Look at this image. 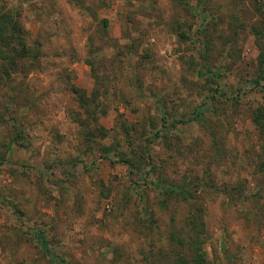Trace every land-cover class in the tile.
I'll return each mask as SVG.
<instances>
[{"label":"rangeland","instance_id":"rangeland-1","mask_svg":"<svg viewBox=\"0 0 264 264\" xmlns=\"http://www.w3.org/2000/svg\"><path fill=\"white\" fill-rule=\"evenodd\" d=\"M3 11L38 54L0 86V264H264V8Z\"/></svg>","mask_w":264,"mask_h":264},{"label":"trees","instance_id":"trees-1","mask_svg":"<svg viewBox=\"0 0 264 264\" xmlns=\"http://www.w3.org/2000/svg\"><path fill=\"white\" fill-rule=\"evenodd\" d=\"M254 2L258 4L260 10L264 8V0H254ZM37 54V51H31L26 47L23 31L11 13L7 11L0 12V86H7L11 75L31 69L33 65L30 62L36 60ZM261 55L263 56L262 53ZM258 67L260 72H264V58L259 60ZM219 94L222 95L221 92ZM83 104L84 100L81 96L79 105L84 108ZM193 116H195V113H193ZM120 162L126 164L128 168H132L128 161L121 160ZM148 185L157 189L165 197L182 196L173 191L174 189L170 186H165L161 182H149ZM36 241L41 252L48 254L45 242L39 234L36 237ZM199 257L197 254L191 257V263L201 264ZM179 262V264L182 263L181 260Z\"/></svg>","mask_w":264,"mask_h":264}]
</instances>
